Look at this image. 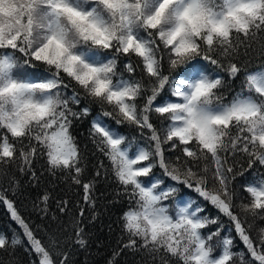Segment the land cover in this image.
<instances>
[{"label": "snow or ice", "instance_id": "snow-or-ice-1", "mask_svg": "<svg viewBox=\"0 0 264 264\" xmlns=\"http://www.w3.org/2000/svg\"><path fill=\"white\" fill-rule=\"evenodd\" d=\"M258 39L264 0H0V178L16 194L8 166L37 179L33 163L43 156L47 171L71 178L95 209L96 178L107 172L82 180L85 155L71 131L73 120L91 113L73 109L85 99L99 105L90 135L128 198L124 248L142 250L150 264H264V227L256 236L246 227L249 215L264 220V173L244 178L248 203H235L233 187L253 165L264 167V70L247 73L230 100L218 71L236 78L240 56ZM123 124L141 130L147 143L117 127ZM177 148L180 155L166 157ZM240 160L247 167L237 169ZM49 199L44 193L34 204L44 215ZM201 200L229 219L244 250L233 251L235 237H221L222 225L203 231L220 217ZM0 203L22 230L0 233V252L14 253L26 239L38 257L33 264H72L65 245H87L82 207L67 227L53 216L57 226L41 239L7 190ZM68 203L60 199L58 211Z\"/></svg>", "mask_w": 264, "mask_h": 264}, {"label": "trees", "instance_id": "trees-1", "mask_svg": "<svg viewBox=\"0 0 264 264\" xmlns=\"http://www.w3.org/2000/svg\"><path fill=\"white\" fill-rule=\"evenodd\" d=\"M262 44H264V41H260L259 39L253 41L248 54L240 56V60L243 61L242 71L236 78H231L226 71L218 70L224 77L225 83L221 91L224 93L226 100H230L237 92L242 90L247 73L264 70V48H262ZM120 70H122L121 66L118 65V71ZM177 71H181V69H177ZM127 75L125 72L126 77ZM139 75L140 70L138 69L137 76ZM69 92H71V89H69ZM166 93L167 89L161 95H165ZM85 106L91 108L90 115L73 120L71 131L85 155L87 167L82 180L86 182L89 178L94 177L98 169L102 174L105 171L107 172L106 178H96L95 209L90 208L84 203V193L81 186L73 184L71 178L62 174L53 176L47 171L45 157L43 156H38L33 163L32 170L35 172L37 179H33L30 173H21L15 165H10L8 166L9 176L14 177L19 182V187L15 189L16 194H13V186L9 185L7 178H0V190H7L8 198L15 201L17 211L30 223L36 236L41 239H45V233L57 226V220L52 219L53 216L58 218L61 227H67L69 221L78 215L80 208L84 209V216L80 218V223L86 234L87 245L80 247L71 240L65 245L68 258L72 264H113L115 252L119 254L115 256L114 264H146V261L150 264L151 258L146 257L142 250H132L123 247L121 214L129 206L128 198L115 181L109 161L97 149L90 135L91 122L100 111L99 105L89 104L87 100L82 99L81 104L73 106V109L79 111ZM117 127L135 137L137 142L147 143L140 135L141 130L134 126L123 124ZM147 135L148 133L145 130L144 136L146 137ZM165 148H167V145H165ZM177 155H180L179 148L174 152H166V157L174 158ZM101 164L103 168H101ZM241 164L247 167L246 160H240L237 164V169ZM0 167L3 166L0 165ZM155 171L158 176L162 175V170L159 168L155 169ZM258 171L264 173V167L256 164L246 171L243 177H237L233 183L236 193L235 203H248L250 201V195L241 185L245 177L251 181L253 177L257 176ZM165 180L166 183L170 182L167 181V178ZM44 193H47L50 197L48 201V215L42 214L34 206V204H39L38 198ZM185 193L188 198L196 196L190 190H185ZM60 199H65L69 202L68 210L64 213H60L57 209V203ZM199 202L204 205L211 215L220 217V225H210L203 231L205 233L214 231L218 226L222 225L221 237L225 235L235 237L233 251L244 250V245L236 236L229 219L218 213L207 202L203 200ZM248 225H251L249 229L250 233L256 236L257 230L260 227H264V220H258L249 215L247 216L246 227ZM71 231V228H68V233H71ZM0 233H4L10 237L20 236L22 233L17 223L12 220L10 212L4 203H0ZM219 239L220 237L214 238L212 242L214 246ZM220 251L219 247H214L213 255H216ZM244 258L245 260L249 258L246 252ZM0 260H3L4 264H33L34 261L38 260V257L31 251L25 239L21 245L16 247L14 253L0 252ZM172 264H176L175 260H173ZM236 264H239L238 259Z\"/></svg>", "mask_w": 264, "mask_h": 264}]
</instances>
